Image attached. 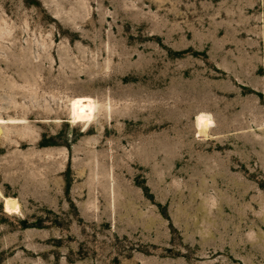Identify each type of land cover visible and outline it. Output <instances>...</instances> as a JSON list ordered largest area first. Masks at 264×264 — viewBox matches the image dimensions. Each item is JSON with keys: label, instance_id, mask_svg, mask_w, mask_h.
<instances>
[{"label": "rangeland", "instance_id": "obj_1", "mask_svg": "<svg viewBox=\"0 0 264 264\" xmlns=\"http://www.w3.org/2000/svg\"><path fill=\"white\" fill-rule=\"evenodd\" d=\"M0 264H264V0H0Z\"/></svg>", "mask_w": 264, "mask_h": 264}, {"label": "bare ground", "instance_id": "obj_2", "mask_svg": "<svg viewBox=\"0 0 264 264\" xmlns=\"http://www.w3.org/2000/svg\"><path fill=\"white\" fill-rule=\"evenodd\" d=\"M195 125L199 134L206 135L207 131L212 125V119L210 115L201 113L196 117Z\"/></svg>", "mask_w": 264, "mask_h": 264}]
</instances>
